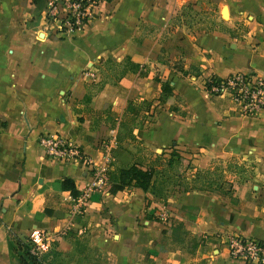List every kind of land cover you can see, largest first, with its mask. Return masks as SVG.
Instances as JSON below:
<instances>
[{
    "label": "crops",
    "instance_id": "1",
    "mask_svg": "<svg viewBox=\"0 0 264 264\" xmlns=\"http://www.w3.org/2000/svg\"><path fill=\"white\" fill-rule=\"evenodd\" d=\"M31 7L30 0H0V264H11L8 231L54 236L57 249L81 261L82 251L87 264H244L217 235L264 241V177L226 166L264 162V118L236 113L200 82L208 74L264 75V0H106L67 35L43 28L40 17L28 28ZM188 13L221 19L224 29H196ZM174 64L199 73L184 75ZM156 76L168 80L183 114L154 99ZM130 100L150 105L128 109ZM110 128L108 181L75 217L74 199L91 178L78 163L46 157L37 137L61 133L97 165ZM171 150L189 166L166 179L164 200L136 186L111 190L117 166L161 170ZM62 177L74 188H54ZM160 207L165 222L155 216Z\"/></svg>",
    "mask_w": 264,
    "mask_h": 264
},
{
    "label": "built area",
    "instance_id": "2",
    "mask_svg": "<svg viewBox=\"0 0 264 264\" xmlns=\"http://www.w3.org/2000/svg\"><path fill=\"white\" fill-rule=\"evenodd\" d=\"M106 0H45L40 13L43 28L67 35L82 28L93 18L98 3ZM200 88L209 96L223 95L233 104L236 113L249 117L264 118V75L252 71H237L220 76L218 81L213 74L201 79ZM115 129L110 128L106 138L100 142L101 162L95 164L82 147L58 132H44L37 137V143L44 155L61 162L78 163L90 176L79 195L74 199L73 212L80 213L94 190L104 187L108 181L111 143ZM155 216L162 222L168 217L166 209L158 208ZM34 242L31 251L39 249L43 239H52L49 234L35 233L31 236ZM219 243L227 255L244 264H264V241L254 236L239 232H226L217 235Z\"/></svg>",
    "mask_w": 264,
    "mask_h": 264
},
{
    "label": "trees",
    "instance_id": "3",
    "mask_svg": "<svg viewBox=\"0 0 264 264\" xmlns=\"http://www.w3.org/2000/svg\"><path fill=\"white\" fill-rule=\"evenodd\" d=\"M32 7L30 8V18L26 20V26L28 28H34L40 17V13L45 5V0H30ZM110 61V60H107ZM125 64L136 65L130 61L128 58L124 59ZM111 62V61H110ZM174 69L182 74H187L189 72L193 74H198L199 70L193 66L189 65L188 68L184 69L181 64H174ZM216 81L220 79V76L213 74ZM159 81V91L154 97L158 103H168L169 109L172 111H178V113L183 114L182 111L178 110V107L173 105L174 100H178L171 90V86L166 78L155 77ZM137 103V105H135ZM143 104L145 108L150 105V100H140V101H128L127 108L133 109ZM161 170L154 169L152 167H142L141 165L131 162L124 165L117 166L113 171L109 173V179L114 183L112 191L116 190L121 186H136L142 191H148L154 195H157L161 200H164L166 194L163 192L166 179L170 175L180 174L186 171L189 166V158L181 155L176 150H171L168 157H166L162 162ZM205 169L203 172H206ZM199 172H196V175ZM155 177L152 179V176ZM157 175L162 176L161 179L157 180ZM205 181V180H204ZM52 186L58 189H73L74 182L69 177H62L59 180L52 182ZM156 219V218H155ZM40 234V233H39ZM42 235V234H41ZM7 245L9 251H16L17 259L20 264H47L43 257L38 256L37 252H32L31 248L34 246V242L31 236L26 234H19L14 232H7ZM37 253V254H36Z\"/></svg>",
    "mask_w": 264,
    "mask_h": 264
},
{
    "label": "rangeland",
    "instance_id": "4",
    "mask_svg": "<svg viewBox=\"0 0 264 264\" xmlns=\"http://www.w3.org/2000/svg\"><path fill=\"white\" fill-rule=\"evenodd\" d=\"M222 9H223V7L220 8L221 12H222ZM188 16L189 17L191 16L189 22L196 29H200V30L201 29H207V28L218 29V30L224 29V27H223L224 25L222 23V20L218 19L214 16H213V19H210L211 18L210 16H209V18L205 17V18L201 19L198 16L195 17V14L191 15V13H188ZM221 17H223L225 19L226 15H223ZM104 64H114V62H110V61L105 60ZM179 101H180V99H179ZM257 162H259L260 164L258 165ZM212 167H213V169H218V168H222L223 166L216 164L214 166L212 165ZM226 169H230V171L235 173V174H238L239 172H244V173L258 172L260 174H263L262 176L264 177V162H262V160L255 161L254 159L248 158L247 160H243V162L239 161V163H236V164L231 163L230 165L226 166ZM222 174L223 173H221L219 176H215V178L213 179L214 186H216L217 183L220 181V178H222L220 176H222ZM202 184H204V185L208 184L209 185V182L206 183L205 181H203ZM79 214H81V213H75L74 216L76 217ZM64 231H65V229H64ZM40 234H44V233H40ZM56 246H57V241H56L55 237L52 239H46V240L43 239V243L42 242L39 243V249L36 252L38 253V256L43 257L44 261L47 264H80V263L81 264H87V262L85 260V259H87L85 257L86 255L83 254L82 251L80 253H82V255L84 257H83V260L81 261L78 259L76 260V258L73 256H70V252L63 254V252L61 250L57 249ZM81 247L82 246H80V245L75 246V248H81ZM9 252H10V256H11V264H20V262L17 259L16 251L13 250V251H9ZM89 258H95V257H94V255H91V256H89ZM91 262H94V261L91 260Z\"/></svg>",
    "mask_w": 264,
    "mask_h": 264
},
{
    "label": "bare ground",
    "instance_id": "5",
    "mask_svg": "<svg viewBox=\"0 0 264 264\" xmlns=\"http://www.w3.org/2000/svg\"><path fill=\"white\" fill-rule=\"evenodd\" d=\"M222 14L225 15V7L222 9Z\"/></svg>",
    "mask_w": 264,
    "mask_h": 264
}]
</instances>
